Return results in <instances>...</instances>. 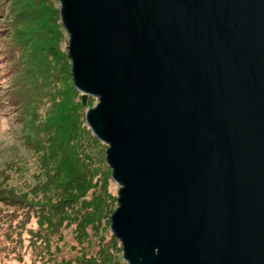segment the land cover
<instances>
[{
    "label": "water",
    "instance_id": "95a60500",
    "mask_svg": "<svg viewBox=\"0 0 264 264\" xmlns=\"http://www.w3.org/2000/svg\"><path fill=\"white\" fill-rule=\"evenodd\" d=\"M59 2L124 259L264 264V0Z\"/></svg>",
    "mask_w": 264,
    "mask_h": 264
},
{
    "label": "rangeland",
    "instance_id": "374dc122",
    "mask_svg": "<svg viewBox=\"0 0 264 264\" xmlns=\"http://www.w3.org/2000/svg\"><path fill=\"white\" fill-rule=\"evenodd\" d=\"M59 8L0 0V264H128L109 144L85 119L99 99L70 87Z\"/></svg>",
    "mask_w": 264,
    "mask_h": 264
},
{
    "label": "trees",
    "instance_id": "16d2710c",
    "mask_svg": "<svg viewBox=\"0 0 264 264\" xmlns=\"http://www.w3.org/2000/svg\"><path fill=\"white\" fill-rule=\"evenodd\" d=\"M58 13H60V10H59V12ZM60 15H61V13H60ZM62 17V16H61ZM64 26V25H63ZM108 164V163H107ZM104 206H105V204H104ZM104 206H103V211H104ZM106 207H108V205L106 204V206H105V209H106ZM112 217V216H111Z\"/></svg>",
    "mask_w": 264,
    "mask_h": 264
}]
</instances>
